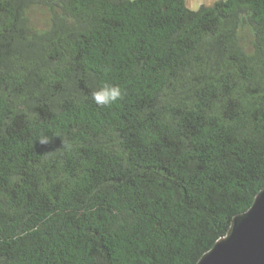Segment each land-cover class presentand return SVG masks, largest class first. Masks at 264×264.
Returning <instances> with one entry per match:
<instances>
[{
	"label": "trees",
	"instance_id": "16d2710c",
	"mask_svg": "<svg viewBox=\"0 0 264 264\" xmlns=\"http://www.w3.org/2000/svg\"><path fill=\"white\" fill-rule=\"evenodd\" d=\"M263 186L264 0H0V264H195Z\"/></svg>",
	"mask_w": 264,
	"mask_h": 264
},
{
	"label": "water",
	"instance_id": "95a60500",
	"mask_svg": "<svg viewBox=\"0 0 264 264\" xmlns=\"http://www.w3.org/2000/svg\"><path fill=\"white\" fill-rule=\"evenodd\" d=\"M195 264H264V186Z\"/></svg>",
	"mask_w": 264,
	"mask_h": 264
},
{
	"label": "clouds",
	"instance_id": "9594fccd",
	"mask_svg": "<svg viewBox=\"0 0 264 264\" xmlns=\"http://www.w3.org/2000/svg\"><path fill=\"white\" fill-rule=\"evenodd\" d=\"M123 94L119 86L105 84L92 92V99L99 106H109L122 99ZM39 142L42 145H46L49 143V140L41 138Z\"/></svg>",
	"mask_w": 264,
	"mask_h": 264
},
{
	"label": "rangeland",
	"instance_id": "374dc122",
	"mask_svg": "<svg viewBox=\"0 0 264 264\" xmlns=\"http://www.w3.org/2000/svg\"><path fill=\"white\" fill-rule=\"evenodd\" d=\"M214 0H185L186 6L190 9H197L201 4H211Z\"/></svg>",
	"mask_w": 264,
	"mask_h": 264
},
{
	"label": "crops",
	"instance_id": "0c3cea01",
	"mask_svg": "<svg viewBox=\"0 0 264 264\" xmlns=\"http://www.w3.org/2000/svg\"><path fill=\"white\" fill-rule=\"evenodd\" d=\"M215 1V0H214Z\"/></svg>",
	"mask_w": 264,
	"mask_h": 264
}]
</instances>
